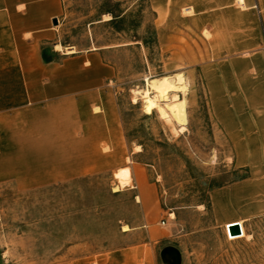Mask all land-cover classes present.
<instances>
[{"label":"rangeland","instance_id":"374dc122","mask_svg":"<svg viewBox=\"0 0 264 264\" xmlns=\"http://www.w3.org/2000/svg\"><path fill=\"white\" fill-rule=\"evenodd\" d=\"M61 1L57 44L95 49L114 70L126 146L138 152L129 158L145 172L143 198L128 167L47 186H27L21 175L0 181V264H116L123 251L128 264H161L159 250L184 234L192 264H264V213L247 224L250 238L230 241L209 209V191L244 174L211 112L201 35L185 48L179 33L182 48L173 47V33L155 20L159 0ZM165 77L182 86L178 102L148 94Z\"/></svg>","mask_w":264,"mask_h":264},{"label":"crops","instance_id":"0c3cea01","mask_svg":"<svg viewBox=\"0 0 264 264\" xmlns=\"http://www.w3.org/2000/svg\"><path fill=\"white\" fill-rule=\"evenodd\" d=\"M159 1L155 20L173 33V47L182 48L179 33L185 48L200 34L209 50L201 70L211 112L244 175L209 191L208 204L224 234L241 226L243 235L228 240L244 238L264 213V0ZM62 12L61 0H0V181L21 175L27 186H47L128 167L143 198L145 172L129 158L138 152L126 146L114 70L95 49L59 44L74 49L59 54ZM188 237L161 248V264H192ZM126 255L111 262L128 264Z\"/></svg>","mask_w":264,"mask_h":264},{"label":"bare ground","instance_id":"6f19581e","mask_svg":"<svg viewBox=\"0 0 264 264\" xmlns=\"http://www.w3.org/2000/svg\"><path fill=\"white\" fill-rule=\"evenodd\" d=\"M56 49L62 50V47L58 44L56 45ZM71 52H73V48L67 49V53H71ZM182 90H183L182 86L175 84L170 77L156 79L155 81H152L148 84V94H155L162 100L169 99L172 103L178 102L180 100L179 94L182 93ZM123 230L127 231L128 228L125 227ZM241 233L242 234L237 237H241L243 235L242 228H241ZM225 234L227 238H229L230 240H233L232 238H237V237H229L226 230H225ZM246 237L250 238V236H246Z\"/></svg>","mask_w":264,"mask_h":264},{"label":"water","instance_id":"95a60500","mask_svg":"<svg viewBox=\"0 0 264 264\" xmlns=\"http://www.w3.org/2000/svg\"><path fill=\"white\" fill-rule=\"evenodd\" d=\"M57 22L54 21V24H56ZM229 236L231 237H237V236H240L242 233H241V229H240V226L238 223H232V224H229Z\"/></svg>","mask_w":264,"mask_h":264},{"label":"built area","instance_id":"2783aa9c","mask_svg":"<svg viewBox=\"0 0 264 264\" xmlns=\"http://www.w3.org/2000/svg\"><path fill=\"white\" fill-rule=\"evenodd\" d=\"M162 225H165V223L164 222H162ZM228 229H229V225H227L226 226V231H227V233H228V236H229V231H228ZM240 229H241V227H240ZM229 237H231V236H229ZM229 239V238H228Z\"/></svg>","mask_w":264,"mask_h":264},{"label":"trees","instance_id":"16d2710c","mask_svg":"<svg viewBox=\"0 0 264 264\" xmlns=\"http://www.w3.org/2000/svg\"><path fill=\"white\" fill-rule=\"evenodd\" d=\"M112 16H113V14H112ZM115 19H118V16H113V19L110 22L114 21Z\"/></svg>","mask_w":264,"mask_h":264}]
</instances>
